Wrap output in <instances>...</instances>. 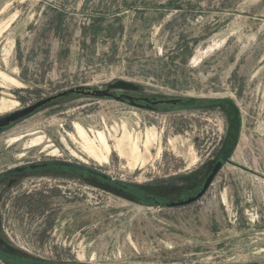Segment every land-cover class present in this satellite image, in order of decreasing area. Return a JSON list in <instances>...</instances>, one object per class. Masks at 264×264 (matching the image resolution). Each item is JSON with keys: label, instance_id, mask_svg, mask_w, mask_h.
I'll return each mask as SVG.
<instances>
[{"label": "rangeland", "instance_id": "rangeland-1", "mask_svg": "<svg viewBox=\"0 0 264 264\" xmlns=\"http://www.w3.org/2000/svg\"><path fill=\"white\" fill-rule=\"evenodd\" d=\"M102 15L115 35L93 41ZM184 42L190 56L175 52ZM116 81L228 104L149 111L71 96L0 130V174L64 161L111 179L36 171L0 186V237L30 264H264V0H0V117ZM214 155L223 167L190 206L139 204L113 185L190 174Z\"/></svg>", "mask_w": 264, "mask_h": 264}, {"label": "flooded vegetation", "instance_id": "flooded-vegetation-1", "mask_svg": "<svg viewBox=\"0 0 264 264\" xmlns=\"http://www.w3.org/2000/svg\"><path fill=\"white\" fill-rule=\"evenodd\" d=\"M104 91H107V93L111 95V97L109 96L107 98L115 100L122 104L129 105L130 107L138 110H149V111L174 110L179 106H182L183 103L182 98H160L154 95L146 94L141 90V88H138L137 90L117 91L112 89L108 90L106 87ZM153 98L162 101L173 100L174 104L168 105L162 103L161 105L155 106L149 102L143 101V99H148L149 101H152ZM218 162H222V161L220 160L219 156L214 155L211 157L210 160L204 162L201 165V167H199L196 171L190 174L180 175L176 177L169 176L164 180H155L151 184H145L142 186H134L132 185L131 182L128 183L114 182L113 185L120 188L124 194L131 195L132 197H134L139 204L150 205L159 208L186 207L196 203L206 194V192L208 191L211 184L214 182L219 172L214 176L209 187L206 189L202 197H200L197 201L192 202L190 204H182L179 206L173 204L185 202L186 200L195 197L202 190L208 176L211 174L214 166ZM53 163H68V162H64V161L42 162L39 164H45L46 166L37 168L35 170H28L19 173H10L9 171L12 169H9L6 174H0V186L2 187L5 185L7 189L12 188L13 186H18L20 180L23 178L22 176H26L27 174L36 171L38 172L41 171L43 175L48 177H56L58 179H61L65 183L67 182L71 183L73 180L77 178L86 184L99 185L98 183H100L101 181L107 184L111 182V179L104 180L101 177L94 176L85 170H78L67 166H61L59 164L55 165ZM43 198L44 197L42 195H39L36 199V202H28L27 205L29 207H33L35 205L40 209L42 207ZM0 258L4 260L7 264H30L27 259H22L23 257L21 258V256L18 255V253L13 250L12 246L7 242H5V240H3L1 237H0ZM32 264H54V263L33 262ZM60 264H72V263H60Z\"/></svg>", "mask_w": 264, "mask_h": 264}, {"label": "water", "instance_id": "water-1", "mask_svg": "<svg viewBox=\"0 0 264 264\" xmlns=\"http://www.w3.org/2000/svg\"><path fill=\"white\" fill-rule=\"evenodd\" d=\"M107 89L108 90L112 89V90L129 91V90H137L138 87L131 84V83H128V82L116 81V82L108 85ZM72 95L79 96V97H94V98L109 97V96L111 97V95L108 94L107 91H97V90H93V89H90L87 87H77V88L68 89V90L56 93V94L49 96L47 98H44V99H42V100L32 104L31 106L24 108V109L17 110L13 113H10L8 115L0 117V130L10 126L11 124H13V123H15L21 119H24L28 115L40 110L44 106H47L48 104H50L54 101H57L58 99H62V98L69 97ZM143 101L149 102L155 106L161 105L162 103H165L168 105L174 104L173 100L162 101V100H156L155 98H153L152 101H149L148 99H143ZM53 164H55V165L59 164L61 166H67V167L78 169V170H85L88 173H90L94 176H99L104 180L110 179L108 176L101 174L100 172L86 168V167L79 165V164H76V163L68 162V163H53ZM44 166H46V165L45 164H29L27 166H22V167L12 169L9 172L10 173H19V172H24V171H28V170H35L37 168L44 167ZM222 166H223L222 162L216 163L211 174L208 176L202 190L195 197L190 198V199L186 200L185 202H181V203H177V204H173V205L179 206L182 204H190L192 202L197 201L200 197H202V195L204 194V192L206 191V189L209 187L210 183L212 182V179L220 171Z\"/></svg>", "mask_w": 264, "mask_h": 264}, {"label": "trees", "instance_id": "trees-1", "mask_svg": "<svg viewBox=\"0 0 264 264\" xmlns=\"http://www.w3.org/2000/svg\"><path fill=\"white\" fill-rule=\"evenodd\" d=\"M167 6L169 8L172 7V9H174V10L180 9L179 6L177 4H175L174 1L169 2ZM105 21H106L105 15L97 16L96 18H91V27L88 30V33H89L88 36L90 37L91 40L94 41L100 35V33H103V32L106 33L105 34L106 37H108L109 35H110V37L115 35V33L112 34V32H111L112 27L105 28L103 26V23ZM116 21H118V20L116 19ZM175 52L176 53L185 52V53H187L188 56H190L192 53V49L189 47L188 42H184V44H181V45L178 44L176 46ZM178 56H179V54H177V56H175L171 59L173 60L174 58H177ZM224 103L228 104V101L227 100H223V101L213 100V101L205 102L204 100H195V99L190 98V99H183V103H182L181 107H184V109H194V108L201 107L202 104H207V105H210L211 107H214V108H220V107L224 108L225 107L223 105ZM233 136H234V138L236 137L235 133ZM223 142L224 141L220 142V146L223 144Z\"/></svg>", "mask_w": 264, "mask_h": 264}, {"label": "bare ground", "instance_id": "bare-ground-1", "mask_svg": "<svg viewBox=\"0 0 264 264\" xmlns=\"http://www.w3.org/2000/svg\"><path fill=\"white\" fill-rule=\"evenodd\" d=\"M97 137V136H96ZM85 141H87V139H85ZM105 144V143H104ZM105 147H107V145H105ZM138 147V146H137ZM109 149V148H108ZM126 154V153H125ZM122 157V156H121Z\"/></svg>", "mask_w": 264, "mask_h": 264}, {"label": "crops", "instance_id": "crops-1", "mask_svg": "<svg viewBox=\"0 0 264 264\" xmlns=\"http://www.w3.org/2000/svg\"><path fill=\"white\" fill-rule=\"evenodd\" d=\"M1 262H2V261H0V264H2ZM3 264H4V263H3Z\"/></svg>", "mask_w": 264, "mask_h": 264}]
</instances>
